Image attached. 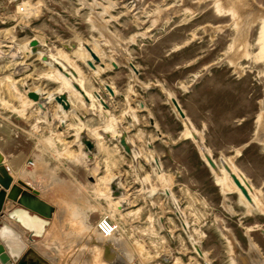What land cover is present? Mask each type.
<instances>
[{
	"label": "rangeland",
	"instance_id": "374dc122",
	"mask_svg": "<svg viewBox=\"0 0 264 264\" xmlns=\"http://www.w3.org/2000/svg\"><path fill=\"white\" fill-rule=\"evenodd\" d=\"M263 28L264 0H0V161L22 158L21 177L54 209L46 234L33 242L44 244L46 260L264 264V192L262 209L249 211L236 192L224 191L196 142L184 137L169 99L214 159L232 158L254 190L264 191ZM34 38L49 46L46 53L67 55L100 91L83 61L97 46L110 64L100 81L119 93L105 90L108 116L84 103L83 122L71 115L61 127L56 101L47 114L33 103L28 90L46 98L62 86L28 56ZM120 131L143 157L124 152ZM103 218L117 226L108 239L96 230ZM94 240L104 246L100 255Z\"/></svg>",
	"mask_w": 264,
	"mask_h": 264
},
{
	"label": "bare ground",
	"instance_id": "6f19581e",
	"mask_svg": "<svg viewBox=\"0 0 264 264\" xmlns=\"http://www.w3.org/2000/svg\"><path fill=\"white\" fill-rule=\"evenodd\" d=\"M134 1H137V0H134ZM233 1L234 0H229V3H232ZM235 2H237V1H235ZM117 4L118 5L120 4L119 1L117 2ZM233 6H234V4H233ZM169 10H171V9H169ZM167 11H168V9H167ZM161 12H163V11L160 10V13ZM175 12L176 11L173 10V11H171L167 15L172 14L173 17H174V13ZM162 16H165L164 15V12H163V15ZM158 19L159 20H162L160 18H158ZM170 19L171 18H169V20ZM165 20H166V18H165ZM151 23H152L151 24V27L155 26V24H156L153 21ZM155 28H156V26H155ZM33 40L37 41L38 42V45L35 48V50H33L32 47H29L28 48V51H26L28 53V56L32 55V56L37 57L39 60H41V62L44 65H46L50 69H52L53 70V73H54V75L52 77L62 85L61 86V89L56 94H49L48 97H46V98L43 97L42 92H39V91L31 92L30 90H28L27 92L29 94L36 93L38 95V97H39L38 101H34L33 100L34 101L33 103H36V105L38 106V108L40 110H42L44 112V114H47V111H48L47 106H48V104L51 103V102H53V101H56V99H55L56 97H58L60 95H65L66 96V103H67V105L68 106H71L73 108H71L68 111H65L59 105V109L61 110V112L63 114V117L60 119V122H59V124L61 125V127H65L64 124L67 121L66 120V117L71 116V115H75V120L76 121L83 122L84 116L79 113V110H83L82 107L85 106L84 103H87L89 105V108L91 110H94V109L99 110L101 113H103L106 116H108V114L110 113V110L108 108L109 107V105H108L109 104V98H108L105 90L107 91V93L108 92L110 93V95H111L112 98L118 96L119 93L111 85L104 84L102 81H100L101 75L103 73H105L106 70H108V68L110 67L109 66L110 64L107 65L106 63L103 62L101 51L97 48V46H93V47L91 46V47H89L87 49V54L84 56L83 61L85 62V64L88 67V69L90 70V76H91V78H93L95 81H98L99 82V85H102L103 86V88L101 86L100 91H95V90H93L88 85V77L84 76V74L80 71V69L73 63L74 61L71 62L69 60V58L67 57V55L65 56L64 54H60V53H59V55L57 54V56L56 55H52V54H48L44 50V47H49L48 45L43 44L37 38H34ZM240 43H241V41H240ZM245 45L242 44V46H245ZM257 45H260L262 56H264V28H263V31H262L261 38L258 41ZM84 46L82 44V47H84ZM81 51H83V50H81ZM81 57H83V56H81ZM81 61H82V58H81ZM89 62L92 64V66H89L88 65ZM114 64H116V63H114ZM132 69L134 71H136V68H134V66H132ZM93 79H92V81H93ZM90 83H91V81H90ZM169 99H171V102L173 100H175L174 97L171 96V95H169ZM30 103H31V101H30ZM171 104H172L174 110L177 112V114L182 119V122H183V124L186 127V131H185L184 137H190V138H192L196 142V144L198 145L199 151L201 153V156H202L204 162L207 164L208 167H209V165H208V163L206 161V157H210L213 160V162H214V164H215L216 167H215V169H212V168L209 167V169L217 177V182H218V184L220 186H222V189L224 191L233 190L234 192H236L239 195L241 201L248 207L249 211H252V210H261L263 204H261L260 197H261V195H262V193L264 191H256V190H254V188L252 187V185L250 184V182L245 178V176L242 173H240L235 168V166L233 164L232 158L221 157L220 160L214 159V157L212 156V153L203 144V139L201 138L200 134H198L195 131V129L191 126L188 117L185 114H184L185 117H182L179 114L177 108L174 106V104L173 103H171ZM132 119H131V121H132ZM80 126L83 127V123H80ZM82 127H81V129H82ZM125 133H126V131H120V133L118 135L116 134V137L118 138V143H119V140H120V138L122 136H126V142L130 146V154L129 155L133 158V160L138 159L140 157H143V155L141 153H138V152H136L134 150L131 141L129 140V138L127 137V135ZM158 136L159 137H163V135H161V134H158ZM151 159H152V161L156 165V169H155V170H157V174L156 175H158V178L161 179L162 178V174L164 173V172L162 173V171H161V164L159 163L157 157H154L153 156V157H151ZM225 166H227L229 168L230 172L233 175H235L239 179V181L242 183V185L247 189L248 194H249L250 199H251V203H249L244 198V196L242 195L241 191L238 189V187H236V185L234 184V182H233L230 174L226 171ZM155 173H156V171H155ZM146 180H147L146 178L140 179V182H142V184H143V183H146ZM116 185L117 184L115 183V186ZM167 190H166V193L168 194V196H170V192H169L170 189L168 191ZM116 192H114V195H115ZM117 195H118V192H117ZM122 204H123V206H126L124 203H122ZM129 214H131V213H129ZM176 215L180 219L181 224L183 225V229L185 231H187L188 230V226L186 224V221L184 219V216H183L182 212L179 211V210H177ZM11 216L15 220L17 219V220L22 221L23 224L25 226H27V227L28 226L36 225V223L42 224L41 222H39L41 220H38V218H36V217L33 218V217L29 216L27 214V212L12 213ZM163 224L164 223L161 222V225H163ZM0 239H2V241L4 242L6 248L8 249V252H9L10 256H12V257H17L19 255V253L21 252V250L23 249V247H24L23 242L9 228H3L0 231ZM194 246L197 247L198 245L197 244H194ZM197 250H198V248H197ZM2 259H3V261H5L7 259V257L4 256ZM263 263H264V259H263Z\"/></svg>",
	"mask_w": 264,
	"mask_h": 264
},
{
	"label": "water",
	"instance_id": "95a60500",
	"mask_svg": "<svg viewBox=\"0 0 264 264\" xmlns=\"http://www.w3.org/2000/svg\"><path fill=\"white\" fill-rule=\"evenodd\" d=\"M29 45L30 47L33 48V50H35V48L38 45V42L33 40L30 42ZM88 65L92 66L90 62L88 63ZM28 96L30 99L34 101H38L39 99L36 93H31ZM55 99H56V103L59 104L65 111L69 110V106L66 103L65 95H60ZM172 103L177 108L179 114L182 117H185L177 101L173 100ZM83 144L86 146L87 151H92L94 149V145L88 140L83 141ZM119 145L126 154L128 155L130 154V146L126 142V136H122L120 138ZM206 161L210 168L215 169L216 166L210 157H206ZM225 169L230 174L234 184L241 191L244 198L249 203H251V199L247 189L242 185L239 179L230 172L227 166H225ZM13 182L14 180L10 175L9 169L5 167L4 164L0 161V187L3 189L2 191H0V214L2 212L4 202L7 199L22 206L28 212L35 213L36 215L42 218L48 220L52 218L54 213L53 207L50 206L48 203L39 199L38 194L34 191V189L30 185L22 181H18L17 184L14 185ZM7 191L8 193H6ZM115 195H117V192L115 193ZM4 256L7 257L5 261H3L2 259ZM14 259L16 260L17 258L14 257ZM0 264H14L11 262V257L8 254L5 245L1 243H0ZM16 264H48V263L43 258L38 256L32 249H30L27 251L26 255L22 257L20 261L17 262Z\"/></svg>",
	"mask_w": 264,
	"mask_h": 264
},
{
	"label": "crops",
	"instance_id": "0c3cea01",
	"mask_svg": "<svg viewBox=\"0 0 264 264\" xmlns=\"http://www.w3.org/2000/svg\"><path fill=\"white\" fill-rule=\"evenodd\" d=\"M2 163L4 164L5 167H7L9 169L10 175L12 176V178L14 180V182H13L14 185L17 184L18 181H22V182L28 184L26 181H24V179L20 175L22 165H23V163H25V161H23L22 158L14 157V158L8 159L6 157V160H4ZM28 185H30V184H28ZM2 190L3 189L0 187V191H2ZM34 191L38 194L37 190L34 189ZM6 193H8V191ZM38 198L41 199L39 194H38ZM17 212H27V214L29 216H31L33 218L36 217V218H38V220H41L39 222H41L42 224L36 223V225L27 227L23 224L22 221L17 220V219L16 220L13 219L11 214L17 213ZM53 215H54V213H53ZM47 220L48 219L42 218V217L36 215L35 213L28 212L25 208L18 205L17 203H14V202L7 200V199L5 200L2 212L0 214V231L3 228H10L24 244V247H23L24 250L23 249L21 250V252L23 251L21 256L18 255L16 257L17 258L16 260L14 259V257L10 256L12 263L16 264L17 262H19L20 259L26 255L27 251L32 249L38 256L43 258L48 264H51L48 260H46L44 258L43 254H42V253H44L43 251L45 250L44 244H38L36 247L34 246L35 244H33V242L36 239H40L41 237H43L44 234H46V230H47V227L49 224L48 221L50 219L48 221ZM11 223L16 224L15 226H17V227H15L14 224H11ZM92 242H93L92 244H94L92 249L95 250L96 253H98L100 255L102 253V250L104 247L103 244H101L102 242H100L99 240H94ZM0 243L4 244L2 239H0ZM7 251H8V249H7Z\"/></svg>",
	"mask_w": 264,
	"mask_h": 264
},
{
	"label": "built area",
	"instance_id": "2783aa9c",
	"mask_svg": "<svg viewBox=\"0 0 264 264\" xmlns=\"http://www.w3.org/2000/svg\"><path fill=\"white\" fill-rule=\"evenodd\" d=\"M96 230L101 237L108 239L115 235L117 226L111 219L103 218L96 223Z\"/></svg>",
	"mask_w": 264,
	"mask_h": 264
}]
</instances>
